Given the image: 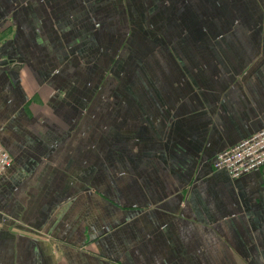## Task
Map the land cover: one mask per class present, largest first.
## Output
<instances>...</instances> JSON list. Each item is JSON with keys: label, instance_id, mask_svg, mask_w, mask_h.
<instances>
[{"label": "crops", "instance_id": "1", "mask_svg": "<svg viewBox=\"0 0 264 264\" xmlns=\"http://www.w3.org/2000/svg\"><path fill=\"white\" fill-rule=\"evenodd\" d=\"M264 0H0V264H264Z\"/></svg>", "mask_w": 264, "mask_h": 264}, {"label": "built area", "instance_id": "2", "mask_svg": "<svg viewBox=\"0 0 264 264\" xmlns=\"http://www.w3.org/2000/svg\"><path fill=\"white\" fill-rule=\"evenodd\" d=\"M11 163V157L0 145V177ZM264 166V128L258 133L242 140L215 157L214 169L224 170L229 178L258 170Z\"/></svg>", "mask_w": 264, "mask_h": 264}]
</instances>
